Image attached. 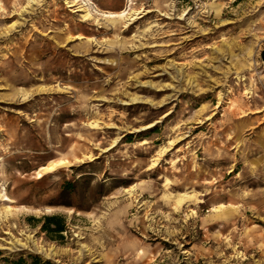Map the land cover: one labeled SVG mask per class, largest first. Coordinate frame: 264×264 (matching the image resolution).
Returning <instances> with one entry per match:
<instances>
[{
    "label": "rangeland",
    "instance_id": "374dc122",
    "mask_svg": "<svg viewBox=\"0 0 264 264\" xmlns=\"http://www.w3.org/2000/svg\"><path fill=\"white\" fill-rule=\"evenodd\" d=\"M263 52L264 0H0V264H264Z\"/></svg>",
    "mask_w": 264,
    "mask_h": 264
},
{
    "label": "bare ground",
    "instance_id": "6f19581e",
    "mask_svg": "<svg viewBox=\"0 0 264 264\" xmlns=\"http://www.w3.org/2000/svg\"><path fill=\"white\" fill-rule=\"evenodd\" d=\"M91 15L92 14L90 13V11H88L86 13V15H84L85 16L84 17L85 20L86 19H91V17H92ZM104 16L105 17L107 16L109 18H121V17H124L125 15H123L122 13H118V14H111V13H109V14H105ZM65 163H66L65 161H61L57 165L58 166H61V165L65 164ZM53 169H55L54 166L53 167H50L49 170H53ZM3 191H5V190H3ZM3 191L0 192V199H2L4 202L10 201L11 199L7 198L6 193L3 192ZM125 191L131 193L133 191V188L127 189ZM180 204H181V202H180ZM8 212H10V211L7 208L6 213H8ZM7 235H11V241H9V242L4 241L7 247H2L3 249H6L7 251L16 252V251H21L23 249H26V248H29L30 247V248H33L35 251H38L39 253L44 252V253H47L48 256H52L53 255V253L50 252V251L49 252H46L45 249H44V247H37V244L35 243V241H34V239H33V237L31 235L26 236L25 242H23L20 239H17L16 236H14L11 232L7 233Z\"/></svg>",
    "mask_w": 264,
    "mask_h": 264
},
{
    "label": "trees",
    "instance_id": "16d2710c",
    "mask_svg": "<svg viewBox=\"0 0 264 264\" xmlns=\"http://www.w3.org/2000/svg\"><path fill=\"white\" fill-rule=\"evenodd\" d=\"M262 60L264 61V52L262 53ZM60 218L59 217H49L47 216L45 218V226H44V230L45 231H49V232H63V227L62 225H60L59 222ZM55 227V229H52L51 227ZM7 264H53L51 261L49 260H43L38 256H34V255H28L26 258H18V259H14V260H10L7 262Z\"/></svg>",
    "mask_w": 264,
    "mask_h": 264
}]
</instances>
